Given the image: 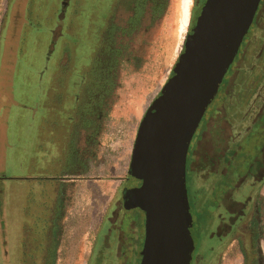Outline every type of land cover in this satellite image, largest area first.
<instances>
[{
    "label": "rangeland",
    "instance_id": "obj_1",
    "mask_svg": "<svg viewBox=\"0 0 264 264\" xmlns=\"http://www.w3.org/2000/svg\"><path fill=\"white\" fill-rule=\"evenodd\" d=\"M6 1L0 0V27ZM64 1L69 3L62 8L60 0H10L11 12L14 13L17 24L24 21L20 16L26 6L31 12V25L28 26L30 30L20 32L22 35L27 33L29 40L32 37V44L26 46V52L30 51L31 55L23 56L17 66L14 80L16 96L20 100L26 99L23 93L35 81V76L22 65L41 70L44 84L56 64L59 69L68 70L72 79L76 72H86L87 65H91L96 71L100 63L95 58L100 53L108 26L113 23L122 29L127 28L125 22L130 12L126 0ZM180 5L181 0H168L163 16L154 22L151 21L147 10L135 30L116 39L117 42L120 41L123 49L118 54L119 62L114 74L115 88L107 98L108 130L103 140L110 162V173H107L101 185L90 184L91 198L94 197L92 194L101 193L106 195L107 199L128 171L139 122L166 82L192 23L190 6L186 31H181ZM252 28L253 25H250L233 60L234 63L239 59L244 41ZM262 33L257 25L240 68L231 79L233 82L229 88L230 96L219 108L221 113H214L218 118L215 121L216 126H213L210 135H204L203 142L199 143L194 151L195 163L192 164V172H186L188 199L191 202L193 198H197L198 190L210 187L213 179H218L215 173L202 175V180L197 179V167L203 165L213 172L210 168L212 164L221 166L226 161L230 164L232 173L243 175L258 164L259 151L264 143V51L261 53L264 44L260 41L261 36H264ZM53 42L54 45L51 46ZM62 42L67 45L64 46ZM232 67L233 63L224 75L218 90V99L208 105L204 115H211L214 106H218L222 101L221 93ZM60 84L61 78L58 79L56 87L59 101L64 94ZM58 110L62 111L63 108L59 107ZM27 111L29 110L25 113ZM25 116L22 113V116L16 118L15 129L10 132V138L20 143L25 142L27 146L13 150L7 148L0 153V264H32L41 255L42 229L46 227L52 208L50 204L54 198L53 189L57 184L40 177L61 173V168L55 166L59 157H54L51 153L52 146L46 143L45 139L40 149L28 145L33 142V133L25 128ZM202 122L203 120L197 128ZM218 124V129L222 130L221 136L217 131ZM196 141L197 129L190 142L191 149ZM55 142L60 144L59 135ZM211 144L215 148V156ZM205 153L207 155H204ZM201 158L204 160L203 163L200 161V165ZM188 162L189 157L186 164ZM205 177H208V180H205ZM235 177L228 180L235 181ZM244 187L242 185L240 190L243 191ZM261 190L264 191V182ZM92 204L93 200H90V214L93 219L90 218L89 226H93L95 214L103 208H95ZM210 204L211 198H206L204 203L196 206V213L193 210L191 212L190 231L195 246L192 264H215L217 255L221 253V256H224L231 248L230 242L224 240L219 243L218 239L209 235L212 219ZM87 226L69 228L70 237L66 240L58 264H81L77 262L78 257L76 258L73 252V246L81 236L72 235V232L79 233V229L86 231L89 228ZM89 248L87 246L86 250L89 251ZM230 264H241L240 258L235 256Z\"/></svg>",
    "mask_w": 264,
    "mask_h": 264
},
{
    "label": "flooded vegetation",
    "instance_id": "obj_2",
    "mask_svg": "<svg viewBox=\"0 0 264 264\" xmlns=\"http://www.w3.org/2000/svg\"><path fill=\"white\" fill-rule=\"evenodd\" d=\"M204 1L192 0V21ZM66 3L69 1L60 0V7H65ZM11 10L10 0H7L0 27V83L5 77L6 80H11L12 77L14 98L0 109V115H4L7 107H10L7 130L8 148L13 150L27 146L25 142L20 143L10 138V132L15 129L16 118L23 113L26 115L25 128L33 133V142L28 145L40 149L45 139L46 143L52 146L51 153L54 157H59L55 166L61 168L59 174L40 177L57 185L53 189L54 198L50 204L52 208H50L46 227L42 229L43 249L41 255L32 264H58L66 240L70 237L69 228L87 225L89 228L86 231L79 229V233L72 232V235L81 236L73 246L74 256L78 257L77 262L81 264H139L144 240V215L138 208L132 207L130 194L126 191L139 184L126 173L107 199L106 195L101 193L92 194L94 197L91 198L89 192L90 184L101 185L107 173H110V162L103 143L108 130L107 98L115 88L114 74L119 62L118 54L123 49L120 41L117 42L116 39L126 33L117 31L122 28L113 23L108 26L106 37L100 46V55L98 54L95 58L100 63L98 70L94 71L91 65H87L86 72H76L73 79L70 78L68 70L59 69L56 64V68L50 72L44 84L41 70L22 65L25 70L35 76V81L23 93L27 100H20L16 96L14 80L17 66L23 60V56L31 55L30 51L26 52V46L32 44V37L29 40L27 33L20 34L30 30L28 26L31 25L29 19L31 12L26 6L24 13L20 16V19L23 17L24 21L17 24ZM251 25L253 28L251 33L247 34L239 59L235 63L232 62L231 73L227 76L226 85L221 93L222 101L218 106H214L211 115H203L201 119L203 122L197 128L195 146L192 149L189 147L188 150L189 162L186 164V172H192L196 147L203 142L204 135H210L213 126H216L215 121L218 118L214 113H221L219 108L230 96L229 88L233 82L231 79L239 70L240 63L246 55L253 30L258 25L259 31L264 34V0H260ZM260 41L263 45L264 36H261ZM53 45L54 42L51 46ZM63 45L66 46L67 43ZM112 49H114L113 56L107 52ZM263 51L264 45L261 53ZM116 53L117 56L114 55ZM102 54L104 55L101 56ZM89 74L92 78H89ZM59 78H61L60 88L64 93L60 101L56 89ZM216 98L218 99V92L214 99ZM59 107L63 110L59 111ZM26 110L29 111L25 113ZM219 126L218 124L217 131L221 136L222 130L218 129ZM57 135L60 137V144L55 142ZM213 150V156H215L214 146ZM203 160L201 158L199 164L200 161L203 163ZM210 168L213 172L203 165L197 167V179L202 180V175L206 176L210 173H215L218 179L215 181L213 179L210 187L198 190L197 198H193L192 202L189 199V205L190 212L193 210L196 213V206L204 203L206 198H211L209 208L212 210V219L209 235L211 238L218 239L219 243L225 240L231 244V248L224 256H221V253L217 255L215 264H230L235 256L240 258L241 264H263L264 191L261 189L264 182V143L259 151L257 166L254 169L250 168L243 175L232 173L230 164L226 161L221 166L212 164ZM234 177L235 181H229ZM205 180H208V177H205ZM242 185L245 186L243 191L240 190ZM90 200H93L92 205L95 208L103 206L101 211L95 214L93 226H89L90 218L93 219L90 214ZM87 246L90 247L89 251L86 250Z\"/></svg>",
    "mask_w": 264,
    "mask_h": 264
},
{
    "label": "water",
    "instance_id": "obj_3",
    "mask_svg": "<svg viewBox=\"0 0 264 264\" xmlns=\"http://www.w3.org/2000/svg\"><path fill=\"white\" fill-rule=\"evenodd\" d=\"M260 0H205L160 92L145 110L132 146L127 189L144 215L139 264H191L195 246L186 185L192 137L215 98ZM0 83V109L14 98ZM5 110V109H4ZM9 111L0 116V153L8 148ZM2 157V156H1Z\"/></svg>",
    "mask_w": 264,
    "mask_h": 264
},
{
    "label": "trees",
    "instance_id": "obj_4",
    "mask_svg": "<svg viewBox=\"0 0 264 264\" xmlns=\"http://www.w3.org/2000/svg\"><path fill=\"white\" fill-rule=\"evenodd\" d=\"M167 2L168 0H126L127 9L130 12V16L125 22L127 28L117 29V31H121L122 34H127L135 30L139 26L140 19L147 10L150 13L152 22L158 20L163 16L167 7ZM113 50L114 49L107 52L113 56ZM114 55L117 56V53Z\"/></svg>",
    "mask_w": 264,
    "mask_h": 264
},
{
    "label": "bare ground",
    "instance_id": "obj_5",
    "mask_svg": "<svg viewBox=\"0 0 264 264\" xmlns=\"http://www.w3.org/2000/svg\"><path fill=\"white\" fill-rule=\"evenodd\" d=\"M190 6H191V0H181L179 25L182 32L186 31L188 25Z\"/></svg>",
    "mask_w": 264,
    "mask_h": 264
},
{
    "label": "crops",
    "instance_id": "obj_6",
    "mask_svg": "<svg viewBox=\"0 0 264 264\" xmlns=\"http://www.w3.org/2000/svg\"><path fill=\"white\" fill-rule=\"evenodd\" d=\"M61 87V86H60Z\"/></svg>",
    "mask_w": 264,
    "mask_h": 264
}]
</instances>
